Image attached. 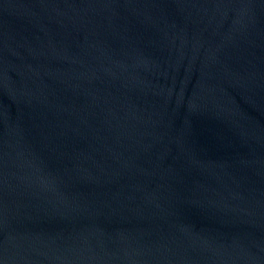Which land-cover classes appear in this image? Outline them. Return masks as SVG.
<instances>
[{
	"label": "water",
	"instance_id": "1",
	"mask_svg": "<svg viewBox=\"0 0 264 264\" xmlns=\"http://www.w3.org/2000/svg\"><path fill=\"white\" fill-rule=\"evenodd\" d=\"M0 264H264V0H0Z\"/></svg>",
	"mask_w": 264,
	"mask_h": 264
}]
</instances>
